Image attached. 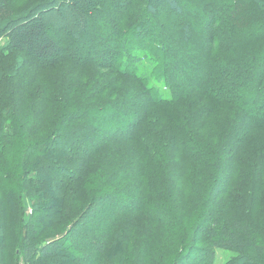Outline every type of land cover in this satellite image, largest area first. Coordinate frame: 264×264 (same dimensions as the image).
Returning a JSON list of instances; mask_svg holds the SVG:
<instances>
[{
  "label": "trees",
  "instance_id": "1",
  "mask_svg": "<svg viewBox=\"0 0 264 264\" xmlns=\"http://www.w3.org/2000/svg\"><path fill=\"white\" fill-rule=\"evenodd\" d=\"M230 2L38 0L14 10L0 0V264H20L18 256L24 264H211L219 248L238 253L229 264H264V224L253 205L264 186V32L241 35ZM239 3L255 13L264 7ZM202 6L207 38L194 47ZM172 50L201 66L199 83L189 85ZM152 82L181 94L167 101ZM183 105L185 123L170 115ZM138 106L148 114L135 121L129 113ZM224 168L225 191L214 199ZM83 179L80 198L73 182ZM247 184L252 205L232 215L229 191ZM130 188L137 204L115 205ZM31 197L52 204L33 205L28 217ZM84 240L94 249H83Z\"/></svg>",
  "mask_w": 264,
  "mask_h": 264
},
{
  "label": "rangeland",
  "instance_id": "2",
  "mask_svg": "<svg viewBox=\"0 0 264 264\" xmlns=\"http://www.w3.org/2000/svg\"><path fill=\"white\" fill-rule=\"evenodd\" d=\"M180 1H182L183 3L187 2V0H180ZM212 1H216V0H210V3H212ZM230 1H232L233 3L236 4L237 12L239 13L238 17L240 19L235 17L233 20L236 21L238 30H242V29L244 30V32H242L241 35L245 36V35H247L249 33H252L254 35V33H255L256 36H260L262 34L261 32H264V30L261 31V26H260V25H264L262 23L264 21L263 20L264 19V13H263L264 12V7L256 8L257 11L255 13L250 8V6H248L247 4H242V3L240 4L239 3L240 0H226V6L229 3H231ZM37 2H38V0H8V5H9V7L11 9L19 10V9L24 7V4H25V8H26L27 6H30V5L35 4ZM159 9H160V11H163L162 6H160ZM206 10H208V7L207 6L206 7L202 6V7L198 8V11H195L196 13H194L195 16H197L199 14V16H198L199 20L197 18L196 26H195V27L198 28L197 32L199 33V36L196 38V40L194 41V43L191 46L196 47V46H200V45H203V44L206 43V38H207L206 34H203V36H204L203 37L202 34L200 33L201 32V28L203 27V25L205 23V18H206V13H207ZM161 13L164 15V16H161V18L164 19L168 23L175 24V22L178 21V19L175 17V15H173L171 13H169V15H167V14H165L163 12H161ZM69 15L70 14H66V16H67L66 19H68ZM186 19L191 20V17H187ZM64 22L65 21H63L62 25L64 27H66V24ZM248 22H251L252 24L247 25ZM71 24H72V21L69 18L68 26L71 25ZM158 30H159V28L155 27L154 31L156 32ZM130 38L132 40H134L133 35H131ZM55 40H58V42L60 44H64L65 43V38L63 39L62 35L59 38L55 39ZM0 42H1V44H3L4 40H1ZM133 46L134 45H131V48H133ZM174 46H175V44L173 45V47ZM257 47H258V45L254 49H256ZM218 48H219V50L220 49L223 50L224 53H226L228 50L231 51L230 43H228V44H223L222 43V45L220 44L218 46ZM183 50L186 53L189 52V50L186 49V48L183 49ZM172 52H173V64L174 65H176L178 63H181V62H184L183 66H184V69L186 70V72L188 74V76H186V81L188 82L190 80V84L189 85L190 86H194L196 83H199L200 79L203 76L202 73L200 72V67L201 66H196L195 64H197V63H196L195 60L190 59L186 55L185 56L181 55L179 53V51L172 50ZM2 55L3 56H7L6 53L5 54L2 53ZM229 57H230V55H229ZM142 62H145V60L143 58H142ZM64 67H66V65H64ZM135 68L140 69L141 67H135ZM27 70H28V72H30V70H31V73L33 72V70L30 69V67H29V69L27 68ZM40 74L41 75H46V71H44L43 73H40ZM39 81H40V79H39ZM39 81L37 83H39ZM187 82H186L185 85H187ZM151 84L153 86H155L156 89H159L158 94L159 95L163 94L165 96V99H167V101H169L173 97H175V94H177V96L179 94H181L178 91L179 88L175 89L174 91L173 90L170 91L167 88V86H165L166 84H164L162 82L161 83L152 82ZM184 87H183V89H184ZM137 105H140V103L137 102ZM141 109H142V107H140V106H138L137 108H133L132 112L129 113V116L134 117V119L136 121V119L138 117H140V115L143 117V116L148 114L147 110H144V109L141 110ZM186 110H187L186 109V105H183L181 107H179V106L178 107H174V108H172V111L170 112V115L173 114L174 116L179 118V121L181 123H185V120H183L181 114H187ZM154 115H155L154 113H151V116H154ZM135 117H137V118H135ZM127 118H129V117H127ZM121 128H122V126H121ZM48 130H50V127H48ZM43 134H46V132H44ZM2 165H3V172L6 173L8 171V167H6L5 164H2ZM130 166H133V164L131 162L127 163L124 166V168H128ZM119 173H118L119 176L123 175L122 171H119ZM227 174H228L227 170L224 168L222 174L220 175V179H218V181L220 182L221 185L218 186L216 191H214V193H213L214 199L215 198L218 199L221 196V194L223 193V191H225V184L224 183L227 182V178H228ZM31 177L36 179L37 175L35 173H32ZM81 178H83V177H81ZM239 178L240 177L238 175L236 177V180L239 179ZM248 180L250 182H252V179H248ZM73 184H74V187L76 188V190L78 192V197L81 198L83 196V192H84V179H83V182H82V180H80L79 182H77V181L73 182ZM247 186H248V188L245 187L244 189H242V186L240 185L239 188L238 187L234 188L235 191L234 190H232L233 192L229 191V194L231 196L229 198V203L226 204V206H225V209H227V212H230L233 215V213L235 211H238V209H242L244 211V214L248 213V211L250 209L249 206L252 205V204L248 203V200H249V197H250L251 184L250 185L247 184ZM135 192H136V190H134L133 188H130V190H127L126 192H123L122 194L115 196V198H116L115 205L121 204L122 207L125 206L126 210H128L129 208H131L132 205L133 206L135 205L134 201L137 204V199L135 197L136 196ZM243 194H246V196L244 197V200H245L244 202H242L241 199H240L241 195L243 197ZM255 194H259L258 197H257L258 204H253L256 207L255 212H258V214H259V222H261V223L263 222V224H264V186L263 187L261 186L259 188H258V186H256ZM110 195H112V194L110 193ZM53 201H54V205H57L58 207L62 206V203H63L62 200H60V199L59 200H57V199L54 200L53 199ZM46 203H47V205H49L50 203L52 204V202L42 200L41 198L31 197L30 201L28 202L29 205L27 207V210L24 212V214H26V216L28 215V217H29L30 215L34 214L33 205L37 204V205H40L41 208H43V207H45ZM73 203H74V205H78L79 204L78 200H74ZM82 205H83L82 207H84L85 205H88V201L84 200V204H82ZM102 206L103 207H102L101 210H106L107 209L109 213H112V212L109 211L110 209H108V207H110V205L102 204ZM99 215H88V217H86L83 222H88V221H90V219H92V222H94L99 217H103L104 216V214H103V216H101V215L99 216ZM28 220L29 219L26 218L25 221H28ZM70 220H72V217L66 219L65 221L61 222L60 224H67ZM141 223H142V226L145 225L144 221H141ZM63 227H64V225H59V226L55 227L56 229H54V230H60ZM53 232L54 231H52L51 233H53ZM259 237H260L261 240H264V225L261 227V231H260V236ZM157 243H158V245L160 247H166V245L168 244L167 241H164L162 239L161 240L158 239ZM80 244L83 245V249H87V250H89V249L93 250L94 249L93 244H91V242H88L87 240H84L83 242L81 241ZM168 249H169V247H168ZM130 250L131 251L134 250V247H132L131 249H128L129 252H131ZM17 251H18V249H17ZM17 251H15L16 254H17ZM213 253H214V256H213V260H212L211 264H229L232 260H234L235 258L238 257V253L237 252H235V251L232 252V251L224 250V249H221V248L214 249ZM13 255H14V250L12 248L7 247V249L5 250V257H7L9 259L8 262H10V259H12L11 262L15 261V258L13 257ZM18 258L20 260V264H24L23 259L20 258L19 256H18ZM149 261L152 262L153 264H162L163 262H164L163 264H165L166 259L165 258H162L160 260L150 259ZM196 262H198V261H196ZM80 264H82V263H80ZM83 264H89V263H83ZM138 264H142V260H139ZM184 264H191V263L190 262H185ZM194 264H196V263H194Z\"/></svg>",
  "mask_w": 264,
  "mask_h": 264
}]
</instances>
